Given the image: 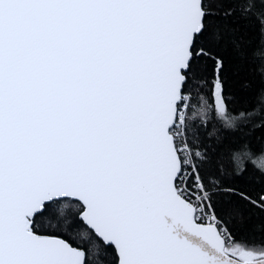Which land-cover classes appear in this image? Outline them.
I'll list each match as a JSON object with an SVG mask.
<instances>
[{
  "label": "snow or ice",
  "instance_id": "snow-or-ice-1",
  "mask_svg": "<svg viewBox=\"0 0 264 264\" xmlns=\"http://www.w3.org/2000/svg\"><path fill=\"white\" fill-rule=\"evenodd\" d=\"M0 264H264V0H0Z\"/></svg>",
  "mask_w": 264,
  "mask_h": 264
}]
</instances>
